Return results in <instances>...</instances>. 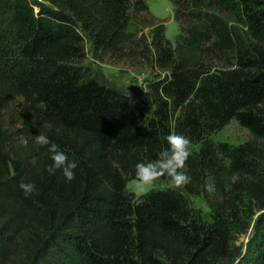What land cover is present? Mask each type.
<instances>
[{
    "label": "trees",
    "instance_id": "trees-1",
    "mask_svg": "<svg viewBox=\"0 0 264 264\" xmlns=\"http://www.w3.org/2000/svg\"><path fill=\"white\" fill-rule=\"evenodd\" d=\"M169 1L174 43L146 0H0V264H264V0ZM86 41L100 62L156 74L146 103L85 76ZM232 120L249 141L209 142ZM173 131L200 145L191 182L129 192ZM39 134L77 161L74 180L49 174Z\"/></svg>",
    "mask_w": 264,
    "mask_h": 264
},
{
    "label": "rangeland",
    "instance_id": "rangeland-1",
    "mask_svg": "<svg viewBox=\"0 0 264 264\" xmlns=\"http://www.w3.org/2000/svg\"><path fill=\"white\" fill-rule=\"evenodd\" d=\"M39 1V0H38ZM149 6L150 12L159 21H161L166 27V37L175 42V37L179 33L178 23L175 21L174 10L169 0H146ZM38 8L36 7V12ZM150 29H143L138 33L139 36L150 37ZM87 58L83 64L85 76L87 78H93L99 83L114 88L120 92H123L131 96L134 102L141 106L147 102L150 92L147 89L149 81L156 78V74L149 68H136V61L127 63H119L118 59L106 58L105 62L97 60L93 54V48L90 42H85ZM141 66V65H140ZM14 117L11 120L7 118V123H10L12 129L18 131L21 128L19 123V111L20 103L18 101L12 103ZM251 139V135L248 130L243 128L236 120L230 121L222 130L210 135L209 142L214 145L218 143H228L233 146H238ZM22 140L19 139V145ZM200 145H191L190 150H198ZM173 188L181 190V188H175L170 182H154L152 184H144L141 181H130L127 184L129 192L135 193L136 196H140L151 190ZM186 195V198L192 208L198 209L206 221H211V211L206 202L200 196ZM261 213L258 212L257 216ZM251 229L247 234L239 236L237 245L242 247L241 256L246 254L245 247L249 241L251 235ZM240 258L236 260L239 263ZM223 262L222 264H237Z\"/></svg>",
    "mask_w": 264,
    "mask_h": 264
},
{
    "label": "clouds",
    "instance_id": "clouds-1",
    "mask_svg": "<svg viewBox=\"0 0 264 264\" xmlns=\"http://www.w3.org/2000/svg\"><path fill=\"white\" fill-rule=\"evenodd\" d=\"M168 148L162 149L156 159L144 163L136 164V178L144 184H152L161 177L170 178V183L175 188H181L191 182V177L186 171V161L191 155V140L183 134L171 132L167 137ZM35 142L41 146H47L48 152L51 153L53 163L48 166L49 174H55L57 170H61L67 181L75 179V169L78 163L63 151L58 144L51 141L45 134H39L35 137ZM26 143V142H24ZM35 163V160H33ZM20 189L25 196H31L36 192V185L31 182L21 181ZM205 190L212 194L215 192L214 178L209 176L205 182Z\"/></svg>",
    "mask_w": 264,
    "mask_h": 264
},
{
    "label": "water",
    "instance_id": "water-1",
    "mask_svg": "<svg viewBox=\"0 0 264 264\" xmlns=\"http://www.w3.org/2000/svg\"><path fill=\"white\" fill-rule=\"evenodd\" d=\"M252 231V230H251ZM247 250V247H245V251ZM244 255V254H243ZM237 263V262H236Z\"/></svg>",
    "mask_w": 264,
    "mask_h": 264
},
{
    "label": "built area",
    "instance_id": "built-area-1",
    "mask_svg": "<svg viewBox=\"0 0 264 264\" xmlns=\"http://www.w3.org/2000/svg\"><path fill=\"white\" fill-rule=\"evenodd\" d=\"M39 1H43V0H39Z\"/></svg>",
    "mask_w": 264,
    "mask_h": 264
}]
</instances>
